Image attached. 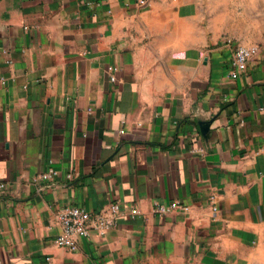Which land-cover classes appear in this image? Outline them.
<instances>
[{
    "label": "crops",
    "instance_id": "obj_1",
    "mask_svg": "<svg viewBox=\"0 0 264 264\" xmlns=\"http://www.w3.org/2000/svg\"><path fill=\"white\" fill-rule=\"evenodd\" d=\"M138 1L0 0V264H264V0Z\"/></svg>",
    "mask_w": 264,
    "mask_h": 264
},
{
    "label": "built area",
    "instance_id": "obj_2",
    "mask_svg": "<svg viewBox=\"0 0 264 264\" xmlns=\"http://www.w3.org/2000/svg\"><path fill=\"white\" fill-rule=\"evenodd\" d=\"M143 3L144 0H139ZM227 43H231L227 40ZM256 45L246 46L236 44L232 47L230 64L232 71H244L248 61L257 53ZM113 79V77H110ZM259 109H264V105ZM72 173H67V178H72ZM57 176V171L49 168L45 172L38 174L33 180L48 181ZM3 185L0 184V187ZM214 210L215 206L212 207ZM187 211L188 206L179 200H172L168 203L154 200L152 203V212L157 215H164L172 211ZM138 213L136 208L130 210V216L133 217ZM122 216V208L117 202H109L95 212L86 210L80 205H63L56 210V219L60 225L59 233L54 237L53 242L56 246L67 248L75 251L78 248L80 238L88 237L91 232L98 235L106 234L116 224L118 218ZM46 262H50V257L46 256Z\"/></svg>",
    "mask_w": 264,
    "mask_h": 264
},
{
    "label": "rangeland",
    "instance_id": "obj_3",
    "mask_svg": "<svg viewBox=\"0 0 264 264\" xmlns=\"http://www.w3.org/2000/svg\"><path fill=\"white\" fill-rule=\"evenodd\" d=\"M258 15H259L258 12H257V13H254V14H253V19H255ZM229 40H231V39H229ZM231 41H232V40H231Z\"/></svg>",
    "mask_w": 264,
    "mask_h": 264
}]
</instances>
